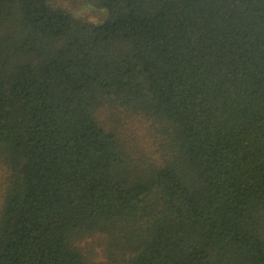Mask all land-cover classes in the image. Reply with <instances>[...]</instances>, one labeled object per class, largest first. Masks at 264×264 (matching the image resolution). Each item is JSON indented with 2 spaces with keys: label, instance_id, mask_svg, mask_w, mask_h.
Returning <instances> with one entry per match:
<instances>
[{
  "label": "trees",
  "instance_id": "1",
  "mask_svg": "<svg viewBox=\"0 0 264 264\" xmlns=\"http://www.w3.org/2000/svg\"><path fill=\"white\" fill-rule=\"evenodd\" d=\"M1 171L0 264H264V0H0Z\"/></svg>",
  "mask_w": 264,
  "mask_h": 264
},
{
  "label": "rangeland",
  "instance_id": "2",
  "mask_svg": "<svg viewBox=\"0 0 264 264\" xmlns=\"http://www.w3.org/2000/svg\"><path fill=\"white\" fill-rule=\"evenodd\" d=\"M77 14H79V16L94 24L101 23L105 19L104 14L98 11L97 12L93 11L91 9L81 10ZM160 139L161 138L159 135L153 138L151 137V132H148L145 135H143V139L140 142L141 144L139 148L144 152L145 156L154 157L158 159L161 154V149L158 145ZM4 174L5 173L3 171L0 172V211L4 201V193H5V185H6V180H5L6 176Z\"/></svg>",
  "mask_w": 264,
  "mask_h": 264
}]
</instances>
